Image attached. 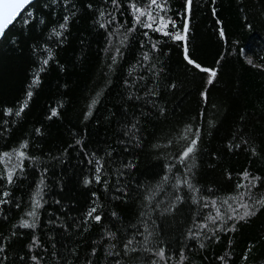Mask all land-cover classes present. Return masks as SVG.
<instances>
[{"label":"trees","instance_id":"trees-1","mask_svg":"<svg viewBox=\"0 0 264 264\" xmlns=\"http://www.w3.org/2000/svg\"><path fill=\"white\" fill-rule=\"evenodd\" d=\"M168 3L171 9L168 15L176 22V30L182 32L184 0H168ZM118 18L126 21L129 13L122 9ZM59 19V15L52 17L49 29ZM187 19L190 58L202 67L218 69L211 84L207 83V73L184 60L181 42L150 32L160 49L150 52L142 38L145 29L141 28L126 47L121 44L124 29L112 26L113 35L109 37L94 23L95 17L81 12L70 22L62 44L58 45L55 38L49 41L54 60L41 74V83L31 89L34 95L26 100L25 92L37 59L31 45L43 44L50 31L38 26L20 39L18 47L7 42L0 45V109L27 103L21 118L0 116V125L7 119L12 127V135L0 139V152L8 150L9 145L15 147L17 138L27 135L31 140L29 152L41 158L36 165L25 161L27 179L17 180L9 189L12 199L20 202L21 207L3 206L0 234L9 236L11 224L18 223V218L28 210L29 190H34V182L40 179L38 172L47 166L46 203L39 210L40 227L36 230L42 243L33 253L43 258L41 264H64V257H68L70 264H85L94 241L98 249L96 256L91 257L94 264H115L105 251L110 244L107 239H101V225L85 221L86 212L93 206L102 215L105 228L117 231L118 227V236L124 238L135 232V239L140 241L134 258L121 256L119 264H150V254L143 251L140 235L147 234L145 224L154 232L149 246L159 240L166 249V261L156 257L157 264H221L218 257L225 254L230 257L229 264H264V207L245 220L237 218L231 222L234 230L217 232L218 240L187 238L189 229L196 230L218 210L225 219L232 215L233 208L243 214L239 204L246 202L247 197L241 199V195L248 187L241 175L244 170L262 177L259 187L247 193L251 202L264 199V0H215L214 3L193 0ZM19 27L13 33L18 34ZM221 30L225 34L223 38L219 35ZM140 42L145 43L143 49ZM116 48L121 49L122 55H117ZM143 52L150 53V61H142ZM112 56H116L115 64ZM249 59L251 65L247 63ZM57 62L64 66V71H60ZM173 83L175 88L170 87ZM152 90L159 95H150ZM202 91L208 92L207 101L201 98ZM129 94L141 99L129 101ZM94 99L99 103L92 105ZM90 105L92 115L85 119ZM53 107L58 115L48 119ZM160 107L165 109L163 114ZM136 121L140 128L139 144L127 145L126 151L123 132L130 127L129 122ZM38 126L46 131L43 138L32 135ZM187 128L200 129V150L189 165H194V183L200 189L198 199L205 197L209 206L186 199L174 215L162 214L176 192L174 176L182 172L177 173L174 168L166 182L163 175L169 162L180 167L175 157L185 146L184 137L191 136V132L185 131ZM238 133L250 138L257 156L247 149H228L227 145ZM77 138L83 140L84 152L78 146L69 147ZM93 151L103 157L101 176L106 185L95 181L88 186L82 183L84 177L94 175V166L86 163V153ZM108 152L110 157L105 155ZM54 156H62L67 162L54 160ZM126 160L136 164L126 178L129 195L115 199L113 189ZM3 169L0 161V172ZM241 183L244 188L237 187ZM185 191L181 189L180 194L184 195ZM92 193L97 195L93 197ZM56 200L61 204L54 203ZM212 200L216 201L215 205L211 204ZM225 200L228 204H224ZM113 211L119 214V219L111 217ZM56 216L60 217L57 223L71 225L68 232L48 224L50 217ZM29 232L20 229L16 237L7 241L5 264H21L19 257L27 253ZM115 243L116 251H122L119 242ZM69 248L79 253V260L69 256ZM181 250L183 261L179 257ZM245 255L247 260L242 258Z\"/></svg>","mask_w":264,"mask_h":264},{"label":"snow or ice","instance_id":"snow-or-ice-1","mask_svg":"<svg viewBox=\"0 0 264 264\" xmlns=\"http://www.w3.org/2000/svg\"><path fill=\"white\" fill-rule=\"evenodd\" d=\"M215 0H213V3ZM193 0H184L183 9L185 19L182 24V32L177 31L176 22L172 19L168 13L170 12V6L168 0H0V45H3L5 42L9 46H19V41L26 34L34 32L38 26H43L44 31H50L48 39L44 41L43 44L37 42L31 45L33 54L36 55L37 59L35 63V71L32 73L31 82L28 86V90L25 92L26 100L30 99L34 92L31 90L34 86H37L41 83V74L44 73L50 65V62L54 60V53L52 47L49 45V41L55 38V42L60 45L63 43L65 34L69 31V25L71 21H74L75 18L81 13H87L91 17H95L94 23L99 24L100 29L105 30V34L111 37L113 33L110 31L112 26H115L118 30L124 29L123 39L121 44H124L126 47L134 40L135 33L139 29H145L142 33V38L144 42H147L150 52H159L158 42H153L152 37L149 33L158 34L160 37H166L168 40L181 42L183 46V58L188 65H191L200 72L208 74V84L213 82V78L217 76L218 69L202 67V65L197 62L194 58H190L189 48L187 45V33L189 31L188 17L191 15ZM59 9V12L57 11ZM124 10L129 13V19L126 21H121L118 17L121 13V10ZM213 14H215V8H213ZM59 15V21L55 22V26H52L49 29V25L52 23L51 18ZM102 21V22H101ZM19 25L18 34L13 33L14 29H17ZM28 30L26 33L25 30ZM11 34V35H10ZM219 35L223 38L224 32L220 31ZM127 42V43H126ZM140 42V48L145 47V43ZM117 55H122L121 49L116 48ZM142 61H150L151 56L149 52L142 53ZM58 63V62H57ZM116 63V56H112V64ZM248 64H252V60L247 61ZM60 71H64V66L58 63ZM111 67V65H110ZM159 73H154L158 75ZM127 85V81H125ZM171 88H175V84L170 85ZM150 95L156 96L159 95L155 90H152ZM201 98L205 101L208 99V92L202 91ZM127 99L129 101H139L141 99L138 95L129 94ZM98 100H93L92 105L98 104ZM92 105L89 106V111L85 115V119L92 115ZM27 103H20L18 107H5L0 109V116L3 117H15L21 118L25 113ZM60 107H63L61 104ZM159 112L163 114L165 109L163 107L159 108ZM58 115L57 108L53 107L50 109V115L47 117L51 119L54 116ZM130 127L123 132V136L126 140L122 141V144L125 145V150L127 151V145L131 144L137 146L139 144L140 137L137 133L140 131L139 122H129ZM15 124V121H13ZM186 132H191V136L186 135L184 137L185 146L177 154L175 160L177 164L169 162L166 165V171L163 175V181L166 182L170 179L168 173L172 172L175 168L177 173L182 172V175H175V184L173 187L176 189L174 194L173 201L166 205L162 214H175L180 210V207L183 205L186 199L190 200L192 203H203L204 207H208L209 204L205 200V197L200 196L198 199V194L200 189L194 183L195 172L193 171V166L189 165V161H194L196 155L199 152V143H200V129L197 128L194 131L190 128L185 129ZM12 135V127L9 125V120H3V125H0V139H7L8 136ZM32 135L37 138H43L46 135V131L42 127H35L32 131ZM239 141V143H237ZM30 137L24 136L17 138L16 146H8V150L0 152V161L4 164L3 172H0V186L3 187V190L0 191V213L3 212V206L14 204V206L19 209L21 207L20 202L14 201L12 199L13 193L9 190L11 186L19 179H27V170L25 168V161L30 162L33 165H36L40 162V157L29 152L30 147ZM80 147L81 152H84V142L81 138L74 140L73 144H70L69 147ZM229 150L235 148L247 149L252 156H257L258 152L254 146L250 144V138H245L243 133H238L236 137L232 140L231 143L227 145ZM64 153H67V149H64ZM88 159L86 163L90 166H94L92 177H84L82 183L85 186L90 185L95 181L96 183L103 182L107 184L106 180L102 181L101 172L104 167L102 164L103 157H98L95 151L86 153ZM107 156H111V153H105ZM54 160H58L61 163H66L67 161L63 159L62 156L52 157ZM122 167L124 171L120 172L116 180V186L113 189L115 199H121L129 195V184L126 182V178L131 174L132 170L136 168V164L133 161L126 160L123 162ZM35 170V169H34ZM49 168L47 166L43 167L42 170L38 172L40 176L39 182H34V190L30 188L29 190V205L28 210L24 212L23 216L18 218V223L11 224L9 229L10 235L3 236L0 234V264H5L7 260L6 250L9 246L7 241L11 238L17 236V233L20 229L30 230L29 242L27 244V260L25 256H20L19 259L21 264H28V261H31V264H41L43 259L38 254H33L35 249L39 248L42 241L36 235V230L40 227L39 224V210L43 208L44 203V188L45 185V175L48 173ZM242 177L247 180L248 187L241 195V199L247 197L246 202L239 204V209L242 210L243 214L236 209H232V215L227 216V219L220 214L219 210L215 215H209L204 223L198 225L196 230L189 229L187 233V238L189 240H199L201 238H206L211 240L213 238L219 239L216 235L217 232H227L234 230V224L231 222L236 221L237 218L240 220H245L256 214V211L259 210V207H264V199L256 200L251 202L252 198L250 195H247L251 189L258 188L262 180V177L255 175L248 170L242 172ZM139 185V181H137ZM238 188H244L243 183L237 185ZM181 189H186L184 195L180 194ZM61 190L63 188L61 187ZM107 190V189H106ZM93 197L97 194L92 193ZM43 201V203H42ZM56 204H61L60 200L54 201ZM212 205L216 204L215 200L211 201ZM224 204H228V201L225 200ZM157 208L160 206L157 205ZM63 210V206H62ZM141 216L144 215L143 212L140 213ZM111 217L119 219V214L115 211L111 213ZM4 220L7 221L8 217L5 215ZM60 220L59 216H56L55 219L51 218L48 221L49 225H53L56 228L62 229L64 232H68L71 225L65 224L63 222L57 223ZM85 221H94L97 224L101 225L102 233L101 239H107L109 241L110 247L105 249L107 255L113 257L115 264H119V257L123 256L127 258H134L139 249L137 244H140V241L135 239L136 233L133 232L128 238L118 236L120 229L117 227V231H112L109 228H105L103 225V217L99 213L98 208L93 206L87 212L85 216ZM211 225V226H210ZM115 227L116 225L113 224ZM135 228V225H132ZM144 232L140 233L143 236V251L149 253L150 264H157L156 257L161 261H166V249L163 246V242L157 240V242L152 245L150 237H153L154 232L149 231L147 225L145 224ZM118 241L122 251H116ZM96 242H93V246L90 250V256L85 258V264H94V261L91 257L96 256L97 246ZM55 247V245H53ZM200 247L203 248V243L200 244ZM251 248L248 249L251 252ZM46 251V249H45ZM69 256L74 257L76 260H79V253L73 249H68ZM180 260L185 259L184 252L181 250L179 252ZM244 260H247L248 257L245 255L242 257ZM218 260L221 264H229L230 257L225 254L218 257ZM64 264H70L68 257H64Z\"/></svg>","mask_w":264,"mask_h":264}]
</instances>
